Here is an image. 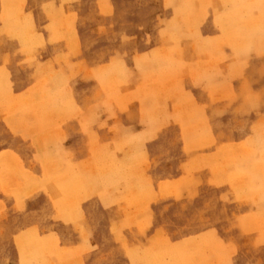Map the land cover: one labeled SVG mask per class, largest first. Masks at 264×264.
Masks as SVG:
<instances>
[{
    "label": "rangeland",
    "instance_id": "obj_1",
    "mask_svg": "<svg viewBox=\"0 0 264 264\" xmlns=\"http://www.w3.org/2000/svg\"><path fill=\"white\" fill-rule=\"evenodd\" d=\"M0 264H264V0H0Z\"/></svg>",
    "mask_w": 264,
    "mask_h": 264
}]
</instances>
